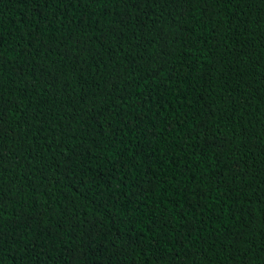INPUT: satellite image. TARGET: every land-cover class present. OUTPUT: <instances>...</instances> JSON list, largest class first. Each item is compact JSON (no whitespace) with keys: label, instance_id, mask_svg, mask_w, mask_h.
I'll return each mask as SVG.
<instances>
[{"label":"trees","instance_id":"16d2710c","mask_svg":"<svg viewBox=\"0 0 264 264\" xmlns=\"http://www.w3.org/2000/svg\"><path fill=\"white\" fill-rule=\"evenodd\" d=\"M0 264H264V0H0Z\"/></svg>","mask_w":264,"mask_h":264}]
</instances>
